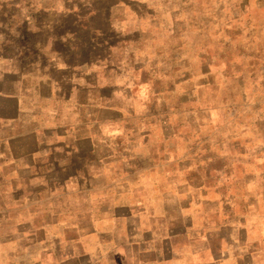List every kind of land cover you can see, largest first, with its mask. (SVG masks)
<instances>
[{"label":"crops","instance_id":"obj_1","mask_svg":"<svg viewBox=\"0 0 264 264\" xmlns=\"http://www.w3.org/2000/svg\"><path fill=\"white\" fill-rule=\"evenodd\" d=\"M149 3L92 0L103 25L87 56L73 34L53 36L65 51L49 40L23 51L16 25L0 22V264H264L259 228L211 223L192 195L179 207L113 196V180L98 178L124 134L112 131L127 86L120 53ZM55 11L81 20L79 5Z\"/></svg>","mask_w":264,"mask_h":264},{"label":"rangeland","instance_id":"obj_2","mask_svg":"<svg viewBox=\"0 0 264 264\" xmlns=\"http://www.w3.org/2000/svg\"><path fill=\"white\" fill-rule=\"evenodd\" d=\"M147 1L120 53L127 86L112 131L124 134L98 178L113 180V196L159 195L161 207L195 196L211 223L264 236V0ZM73 4L80 22L55 11ZM96 18L92 0H0L1 24L30 53L47 40L65 51L53 36L73 34L87 56Z\"/></svg>","mask_w":264,"mask_h":264}]
</instances>
